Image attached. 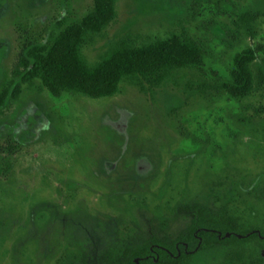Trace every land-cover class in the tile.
Masks as SVG:
<instances>
[{"label":"rangeland","instance_id":"obj_1","mask_svg":"<svg viewBox=\"0 0 264 264\" xmlns=\"http://www.w3.org/2000/svg\"><path fill=\"white\" fill-rule=\"evenodd\" d=\"M92 10V0H0V92L26 50H47ZM114 13L79 45L86 68L171 36L202 63L152 89L122 79L97 99L21 84L0 109V264H81L80 253L85 264L145 263L149 236L163 240L153 245L168 254L162 264H264L262 65L248 66L244 96L222 88L233 57L261 44L264 0H115ZM193 206L214 225L202 237ZM196 238L192 252L170 255Z\"/></svg>","mask_w":264,"mask_h":264},{"label":"trees","instance_id":"obj_2","mask_svg":"<svg viewBox=\"0 0 264 264\" xmlns=\"http://www.w3.org/2000/svg\"><path fill=\"white\" fill-rule=\"evenodd\" d=\"M114 2L115 0H92V13L78 24L61 31L47 50L42 46H33L26 50L12 70L13 80L9 88L0 92V109L4 108L7 101L16 98L21 84L31 85L33 81H38L39 87L46 90L53 98H57L63 92H77L88 98L97 99L114 95L122 79L142 91L144 87L152 89L160 86L168 79L172 70L201 65L202 52L192 42L178 36H171L146 48L116 51L94 68H86L79 57V45L86 35L98 33L113 20ZM240 20L244 22L247 34L250 37L253 36L250 24L254 18L243 14ZM258 54H261L263 58L258 59ZM257 60L262 66H257L255 75L258 83L264 86V37L261 44L233 57L230 81L222 84L228 96L241 97L250 90L252 77L248 66L253 62L257 65ZM188 215L193 229L200 230L198 237L204 235L202 229L214 227V225H208L209 222L207 223L199 214L196 206L188 209ZM262 236L264 235L260 234V237ZM216 241L219 244H230L238 240L232 237L224 238L221 235ZM143 243L145 244L144 255L150 257L145 263L139 262V264H162V260H169L167 253L153 247L154 244L164 245L163 240L149 236ZM196 243L197 238L190 247L178 243L175 248H170V255L175 256L177 253L192 251ZM156 254L160 258L153 263ZM78 259L81 264H85L84 254L80 253ZM90 264H98V262ZM126 264H132L131 259L128 258Z\"/></svg>","mask_w":264,"mask_h":264},{"label":"flooded vegetation","instance_id":"obj_3","mask_svg":"<svg viewBox=\"0 0 264 264\" xmlns=\"http://www.w3.org/2000/svg\"><path fill=\"white\" fill-rule=\"evenodd\" d=\"M177 246V244H175L174 248ZM193 251V250H192ZM192 251H188L189 253L192 252Z\"/></svg>","mask_w":264,"mask_h":264}]
</instances>
